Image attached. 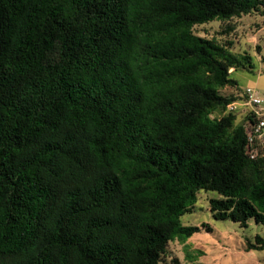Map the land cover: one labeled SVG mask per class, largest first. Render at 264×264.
<instances>
[{
  "label": "trees",
  "instance_id": "trees-1",
  "mask_svg": "<svg viewBox=\"0 0 264 264\" xmlns=\"http://www.w3.org/2000/svg\"><path fill=\"white\" fill-rule=\"evenodd\" d=\"M263 5L0 0V264H163L211 229L180 221L202 189L215 219L264 228L251 113L227 110L252 57L193 30Z\"/></svg>",
  "mask_w": 264,
  "mask_h": 264
},
{
  "label": "rangeland",
  "instance_id": "rangeland-1",
  "mask_svg": "<svg viewBox=\"0 0 264 264\" xmlns=\"http://www.w3.org/2000/svg\"><path fill=\"white\" fill-rule=\"evenodd\" d=\"M196 34L208 38L214 37L220 42L230 40L232 51L249 53L252 57L251 70L238 68L231 73L239 87H255L264 94V5L260 11H253L229 21H211L195 25ZM231 92L230 89L225 93ZM243 111L237 110L236 123L243 117ZM217 194L214 190H200L191 212L180 217L183 225H201L204 227L192 236L174 238L168 242L167 251L162 255L163 264H264V249L246 250V239L254 241L255 234L264 238V228L250 218L246 227L229 219H215L209 209L208 200Z\"/></svg>",
  "mask_w": 264,
  "mask_h": 264
},
{
  "label": "built area",
  "instance_id": "built-area-1",
  "mask_svg": "<svg viewBox=\"0 0 264 264\" xmlns=\"http://www.w3.org/2000/svg\"><path fill=\"white\" fill-rule=\"evenodd\" d=\"M240 99L227 105L228 111H248L252 121L247 126V153L251 158L264 155V94L255 87H246L240 92Z\"/></svg>",
  "mask_w": 264,
  "mask_h": 264
}]
</instances>
